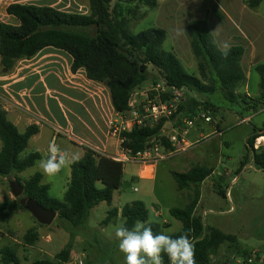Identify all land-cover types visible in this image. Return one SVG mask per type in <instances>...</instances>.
<instances>
[{"label":"trees","instance_id":"obj_1","mask_svg":"<svg viewBox=\"0 0 264 264\" xmlns=\"http://www.w3.org/2000/svg\"><path fill=\"white\" fill-rule=\"evenodd\" d=\"M263 0H248L246 5L255 9ZM159 0H88L89 14H76L58 10L51 6L12 3L5 8L7 16L16 24L0 22V71L9 73L20 60H29L45 48H53L71 57L70 71L83 70L87 80L102 85L109 95L111 107L116 113L129 110V100L134 91L150 79L148 67L155 68L167 86L192 90L199 94L217 96L211 103H203L194 98H186L168 120L171 125L180 124L191 118L197 109H209L214 113L218 97L235 100V88L244 81L241 68L244 49L240 45L231 46L227 58L223 57L213 44L208 29L207 18L190 20L184 27L190 52L197 63L200 79L189 75L173 52L163 50L166 33L162 29H146L132 34L128 29L130 19H142L146 11L156 9ZM93 33H90L89 30ZM254 71L260 77V87L264 88V64H257ZM167 120H160L153 128L134 127L124 134L122 148L132 154L142 152L153 138H161ZM38 128L31 125L23 133L7 119L0 104V180L22 173L32 168L41 156L38 152L23 155L27 144ZM259 137L255 131L247 138V152L251 153L254 167L264 172V150L257 152L254 141ZM162 141L164 140L161 138ZM169 148V145L166 144ZM242 167V165H241ZM212 169L196 165L185 173L172 172L171 177L177 190L194 187L191 201L184 208H171L169 214L181 223L177 237L189 232L195 239V259L197 264H210L211 257L227 244H237L233 235L217 228L204 226L195 216L199 200V188L211 174ZM123 166L108 157L86 149L77 163L70 165V178L62 200L49 195V186L42 183L40 173H34L21 182L14 181L23 188L22 197L35 200L41 207L57 213L56 219L69 226V238L63 249L56 253L53 261L35 260L30 264H70L74 231L83 230L92 208L100 203L111 205L113 193L122 185ZM21 197L0 202V217H9L13 212L24 209ZM25 210V209H24ZM118 214L123 225L131 228L136 221L148 223V211L141 201L124 205L120 211L111 208L103 224L109 223ZM40 226V225H37ZM37 226L24 233L22 244L33 247L39 240ZM154 233L168 228L165 223L151 222ZM237 255H248L237 244ZM0 264H20V259L12 248H0ZM165 264H169L165 256Z\"/></svg>","mask_w":264,"mask_h":264},{"label":"rangeland","instance_id":"obj_2","mask_svg":"<svg viewBox=\"0 0 264 264\" xmlns=\"http://www.w3.org/2000/svg\"><path fill=\"white\" fill-rule=\"evenodd\" d=\"M116 1L118 0H112L111 5ZM247 1L159 0L156 9L140 7V12L146 11V16L142 19H130L128 29L132 34L146 29L164 30L166 38L163 50L173 52L186 73L200 79L197 63L184 36V27L190 20L207 18L210 32L215 28L219 29L218 35L211 33L213 39L226 40L231 44L232 37H243L241 35V32H245L241 22L243 18L257 15L260 16V23L257 24V31L260 33L250 32L247 37L251 42L258 37L262 41L264 0L255 9L248 8ZM12 3L46 5L64 12L89 14L88 0H0V22L16 24V21L5 13V8ZM89 31L93 33L91 29ZM234 45L243 46L241 42L233 43L231 46ZM262 49L263 52L255 64H264V45ZM254 62L243 63L245 79L234 90L235 100L229 103L228 100L218 97L215 103L217 107L212 113L214 122L211 125H201L202 131L199 130L198 124V127H193L187 137V142L192 146L178 155L158 162L152 178H137L140 168L138 164L130 163L123 166V183L113 193L111 205L100 203L92 208L85 228L73 232L70 264H73L75 259L81 260L82 264H125L124 254L119 251V242L115 236V228L123 223L122 218L118 215L109 223H103L111 208L120 211L124 205L134 201H141L145 205L148 222L169 224L168 228H162L160 232L168 235L179 232L181 223L170 216L169 209L184 208L191 201L195 188L177 190L171 173H185L196 165L212 170L217 168V172L222 175L220 178L215 176L208 179L204 186L199 188L201 200L195 210V216L201 219L204 226L214 227L225 234L235 236L241 248L252 249L257 247L259 242H264V172L254 167L246 144L253 131L256 133L262 131V134L257 135H264V88L259 85L260 77L254 71ZM148 71L150 79L134 91L137 93L138 101L146 100L149 86L161 83L162 78L155 68L149 66ZM183 92L185 99L194 98L203 103H211L217 97L192 90L184 89ZM220 126L223 130L222 136L209 137L213 127ZM165 132L166 130L161 135H166ZM163 143L165 147L164 140ZM56 144L62 150L65 149V145L69 146L68 143ZM255 150L262 152L264 146H258ZM35 170L42 172L38 163L22 173L12 174L0 180V198L6 199L9 196L15 199L10 193L9 185L15 183L14 178L17 176L21 182L27 180L36 172ZM233 178H236L234 182ZM20 214L24 217L23 221H16L17 219L0 221V230L6 234V236L0 234V248L12 246L20 259V264H30L35 260L53 261L55 254L68 242L69 226L56 218L49 226H37L39 224L28 211L22 209ZM20 214L14 213L17 216ZM35 226L39 233L38 242L33 247L23 246L24 233ZM237 247V244L223 245L217 255L211 257L210 264H232V257L237 255L235 253Z\"/></svg>","mask_w":264,"mask_h":264},{"label":"crops","instance_id":"obj_3","mask_svg":"<svg viewBox=\"0 0 264 264\" xmlns=\"http://www.w3.org/2000/svg\"><path fill=\"white\" fill-rule=\"evenodd\" d=\"M259 18L257 15L243 18L241 21L245 29L241 34L243 37L231 38V45L239 42L243 44L244 54L240 62L242 70L244 62L255 61L256 66V59L263 52L264 40L261 41L258 37L251 42L247 37L250 32L260 33L257 31ZM71 62V57L66 53L45 48L29 60L18 61L9 73H0V104L6 112L7 119L19 133H23L31 125L38 128L37 134L30 138L25 149L27 151H24L23 155L38 152L40 160L45 159L48 147L53 142L68 143L69 146L65 145L64 150L78 154L79 159L83 157L86 149L105 157L116 152L117 143L107 134V124L114 113L108 92L102 85L87 80L83 70L71 73ZM198 128L200 131L203 130L201 125ZM219 129L223 134L221 126ZM257 133L262 134V131ZM259 137L263 139L261 146H264V135ZM34 173L41 174L42 183L49 186L50 197L62 200L69 183L70 166L54 177H45L39 170ZM223 174L225 175V172ZM221 175L222 173H218L217 168H214L200 188L208 179L215 176L220 178ZM235 180L236 178H233L232 182ZM6 199L14 200L9 196ZM3 200L1 197L0 202ZM200 200L201 195L197 207ZM20 212L22 209L13 212L9 217H0V221L16 219L23 221L24 217ZM0 234H3L1 230ZM3 235L6 236L5 233ZM8 247L12 248L10 245ZM241 249L264 253V242H259L257 247L252 249Z\"/></svg>","mask_w":264,"mask_h":264},{"label":"built area","instance_id":"obj_4","mask_svg":"<svg viewBox=\"0 0 264 264\" xmlns=\"http://www.w3.org/2000/svg\"><path fill=\"white\" fill-rule=\"evenodd\" d=\"M237 29L240 31L238 27ZM183 90L169 87L161 79V83L148 87L147 92L149 94L144 101H138L137 93L134 92L129 100V110L123 113L114 112L108 121L107 134L109 138L116 141L117 148L113 155L107 157L122 164V166L130 163L138 164L140 168L137 178L149 179L152 178L154 167L158 162L178 155L192 146L187 142L190 130L197 124L211 125L214 122L213 114L209 109L199 108L190 119H183L180 124L174 126L170 124V129L165 132L166 135H161L169 148L166 147V144L164 147L160 137L151 139L145 150L136 154L122 148V143L125 141L124 134L130 133L134 127L153 128L163 119L169 122L168 120L176 112L179 105L185 101ZM221 136L222 132L217 127H213L209 134V137ZM260 139L261 137H258L254 141L255 149L261 146ZM136 191L135 188L134 192ZM232 259V264H264V253L250 251L248 255H235ZM73 264H82V262L75 259Z\"/></svg>","mask_w":264,"mask_h":264},{"label":"clouds","instance_id":"obj_5","mask_svg":"<svg viewBox=\"0 0 264 264\" xmlns=\"http://www.w3.org/2000/svg\"><path fill=\"white\" fill-rule=\"evenodd\" d=\"M215 28L210 33L218 35ZM213 44L227 58L231 44L228 41L213 39ZM79 161L78 154L62 150L55 142L48 147L47 158L39 160L38 166L48 177L58 175L63 169ZM118 248L124 254L125 264H197L195 259L196 241L189 232L173 237L163 232L154 233L151 222L136 221L128 228L121 224L115 228Z\"/></svg>","mask_w":264,"mask_h":264},{"label":"water","instance_id":"obj_6","mask_svg":"<svg viewBox=\"0 0 264 264\" xmlns=\"http://www.w3.org/2000/svg\"><path fill=\"white\" fill-rule=\"evenodd\" d=\"M163 129L169 130L170 123L166 122ZM9 187L11 195L15 199L21 197V205H23L24 209L29 212V214L39 225L49 226L53 223V221L57 217V213L55 211H53L52 209H45L41 207L35 200L22 197L23 188L19 183H11Z\"/></svg>","mask_w":264,"mask_h":264},{"label":"bare ground","instance_id":"obj_7","mask_svg":"<svg viewBox=\"0 0 264 264\" xmlns=\"http://www.w3.org/2000/svg\"><path fill=\"white\" fill-rule=\"evenodd\" d=\"M262 141H263V139H260V140H259V142H262Z\"/></svg>","mask_w":264,"mask_h":264}]
</instances>
